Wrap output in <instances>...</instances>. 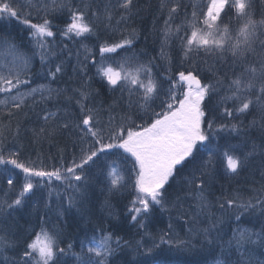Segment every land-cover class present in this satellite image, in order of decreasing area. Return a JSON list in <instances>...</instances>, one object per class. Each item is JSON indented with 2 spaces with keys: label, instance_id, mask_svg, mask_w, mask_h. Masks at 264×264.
Masks as SVG:
<instances>
[{
  "label": "snow or ice",
  "instance_id": "snow-or-ice-1",
  "mask_svg": "<svg viewBox=\"0 0 264 264\" xmlns=\"http://www.w3.org/2000/svg\"><path fill=\"white\" fill-rule=\"evenodd\" d=\"M138 2L0 0V20L26 26L25 39L33 49L31 55L21 51L23 40L18 43L16 36L0 31V175L7 185L0 196L4 264H68L69 255L77 264H112L123 248L151 257L162 244L176 251H191L197 244L211 249L224 243L219 231L224 217L239 221L245 214L258 215L259 229L234 230L227 247L236 259L222 252L216 264H264L255 255L257 250L264 255V0H204L202 6L192 0H158L157 11L164 17L159 56L168 65L159 76L153 72L156 57L142 61L130 52L139 39L131 27L141 11ZM101 27L121 38L101 42ZM57 38L97 40L93 48L82 44V59L76 54L72 73L80 77V87L51 86L67 75L65 61L54 62L67 48L57 47ZM174 45L182 53L175 73ZM37 55L48 83L33 86L31 64ZM89 65L110 91L122 94L107 107L91 100ZM30 112L42 122L37 127L17 119L22 115L27 120ZM254 112L245 125L241 117ZM248 129L257 131L258 138ZM26 134L34 144L62 136L72 152L65 156L57 147L54 155L37 152L33 159L22 152L20 141ZM9 137L17 150L6 151ZM220 168L232 177L248 173L250 185L221 189L217 195ZM15 170L23 174V182L11 191ZM54 181L62 192L52 187ZM129 182L124 221L112 225V231L93 228L89 235L85 229L75 251L76 242L66 229L70 223L92 222V194H117ZM103 206L120 221L110 200ZM161 212L169 214L167 231L153 235L148 227L160 222ZM17 213L34 214L39 232L17 233ZM125 222L142 233L135 243L114 235Z\"/></svg>",
  "mask_w": 264,
  "mask_h": 264
},
{
  "label": "trees",
  "instance_id": "trees-1",
  "mask_svg": "<svg viewBox=\"0 0 264 264\" xmlns=\"http://www.w3.org/2000/svg\"><path fill=\"white\" fill-rule=\"evenodd\" d=\"M77 2V0H74ZM187 3L188 0H185ZM192 2L202 3L204 0H192ZM158 0H139L138 7L141 9L139 15L135 17L131 27H134L138 34L139 39L135 41V45L130 52H135L140 55V59L142 61H147L152 57H156L155 64L157 67H153V72L159 76L165 72V68L168 66L164 60H162L159 56L160 49V36L159 29L163 25L164 17L159 14L157 11ZM34 23L39 22L38 20H34ZM179 23V19L176 21ZM56 23H60L61 21H56ZM0 31H5L11 33L12 35L17 37V42L20 43L23 40V44L21 45V51L32 54V47L28 44V40L25 39L27 36L26 26L20 25L19 23L9 22L7 20H0ZM99 40L102 42L105 39L111 38L112 41L119 40L121 37L119 34L113 35L110 32H106L103 27L98 32ZM97 43L95 38L84 40V41H75L71 42L68 39L61 40L57 38L55 44L57 47H63L67 45L65 51L59 54L58 59L54 62H59L60 60L65 61V66L67 68V75H65L62 79H59L55 82L51 83L53 88L57 87H66L68 84H71L72 87H80V77L73 76L72 68L76 65L77 62V52H79L81 59L84 55V49L82 44H87L90 48H93ZM71 53V55H69ZM146 53V54H145ZM123 54V53H122ZM172 55V72L175 73L177 68L180 65V60L182 58V53L179 50V47L174 45L171 49ZM98 58V57H97ZM211 62V61H210ZM197 67L204 69L206 65L198 64ZM95 68L92 65H89L88 75L92 76V80L88 82V87L90 90H93L94 95L91 97L93 103L107 107V105L111 104L114 99H118L121 97V92L119 91H110L100 80L99 77L94 75ZM31 76L33 86L38 84H47L48 81L43 78V72L41 67V62L39 56H35L32 60L31 64ZM69 77H72L69 80ZM86 79V78H85ZM209 81L213 79V77L208 75ZM95 90H99L98 94L95 93ZM123 99L127 100V93H123ZM48 107H52L51 104ZM121 109H117V111H121ZM39 111V109H37ZM256 113H252L251 115H246L241 117L244 121V124L247 125L249 121L253 119ZM135 118V117H134ZM17 119L24 121L25 125L29 128L37 127L40 121H36L35 117L32 113H29V117L27 120L24 119L22 115L18 116ZM140 121L137 120V123ZM249 134L258 138L259 133L255 130L248 129ZM243 133H240L242 136ZM235 138H239L237 134H233ZM23 144L22 152L25 155H30L33 159H35V155L37 152L42 153L43 155L55 154L57 152V147L64 149L65 156H69L72 152V146L69 141H67L64 137L58 136L53 143H49L47 141L42 142L41 144H34L31 142L30 135L26 134L25 138L20 141ZM6 151L8 148L11 150H17L18 145H15V142L11 137L6 141ZM258 163V161H257ZM256 164L253 165L255 167ZM11 168V165L8 166ZM3 168V166H0ZM16 172V180L14 181V189L11 191H16L19 188V184L23 182V174L19 172V170H15ZM259 180V176L255 177ZM251 176L248 173H242L239 177H232L227 174L223 168H220L218 173V182L215 185L216 194H220V190L223 189L225 191L232 190L235 188H246L251 183ZM179 180V177H177ZM179 186L178 184L176 185ZM57 191H61V187H59V182H53L52 185ZM7 190V185L5 183L4 175H0V196H3L4 191ZM131 183L129 182L128 189L124 190L120 193L109 195L106 192H101L96 190L92 194L93 204L91 208V223L81 222L79 225L76 223H70L67 226V233L70 234V239L75 241L74 250L79 252L78 243L80 238L82 237V233L85 229L88 230L89 235H92V229H103L104 231H112V225L117 224L121 221H124V217L127 215L123 210L124 204L127 203L129 199H131ZM105 199L110 200L115 211L120 214V221L115 220L112 216H109V209L105 208L104 201ZM55 200V197H54ZM55 204H53V208ZM75 211V210H74ZM41 214H43L41 212ZM17 215L16 221V231L21 236H27L33 232H39V227L36 225V216L33 214L29 216L25 213L21 216L19 213ZM49 216H51L53 222H56V217L54 212H50ZM169 222V214L167 212L160 213V222L155 225H150L148 227V231L153 235H157L162 231H167V224ZM174 224H182L183 221L174 220ZM260 218L258 215H250L245 214L241 217L239 221H236L234 218L225 216L224 223L219 226V231L221 238L223 240V245H218L213 248H208L207 246L201 247L200 245H195L193 250L191 251H176L174 247H170L167 244L160 245L159 248L154 250V253L151 257H143L134 252L131 248H123L117 254H115L112 258V264H124L125 261H136L147 259L148 264H216L218 260H221L223 257L221 255L222 252L229 254L231 260L236 259V253L234 250H231L227 247L228 242L232 239L233 232L236 229H253L258 230L260 226ZM114 235H118L123 238V240H128L130 242L135 243V241L141 238L142 233H138L137 229L132 226L131 223L125 222V226L122 230L117 231ZM183 235V233H182ZM195 244V242H194ZM150 246V244H149ZM11 255V253H9ZM255 255L259 257V259L264 260V255L261 254V250H257ZM68 264H77V260L69 255L66 257ZM0 264H4L3 257H0Z\"/></svg>",
  "mask_w": 264,
  "mask_h": 264
}]
</instances>
